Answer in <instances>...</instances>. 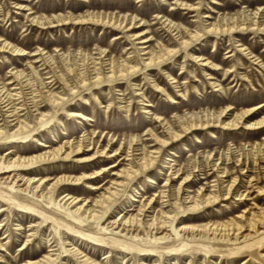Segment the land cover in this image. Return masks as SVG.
<instances>
[{
	"label": "rangeland",
	"instance_id": "374dc122",
	"mask_svg": "<svg viewBox=\"0 0 264 264\" xmlns=\"http://www.w3.org/2000/svg\"><path fill=\"white\" fill-rule=\"evenodd\" d=\"M17 3H20L22 8H18ZM180 3L196 5L199 9H184ZM0 6L1 38L25 49L27 53L19 56L11 51L0 52V82L8 83L16 70H22L36 84L38 76L46 83L53 79L48 87H52L59 94L69 95L70 87L78 86V83L73 75L67 73L66 64L71 66L74 64L73 67L83 69L87 63L92 65L93 60L98 61V58L104 55L105 59H114L120 64L126 62L129 65H137V74L133 79L107 82L102 87L90 86L81 89V93H74L70 104H86L83 112L91 119L83 121L62 116L61 120H57L58 117L51 128L47 126L42 128V135L37 136L38 140H46L48 144L55 146L68 139L78 141L87 135L104 145L114 139L117 143L112 152L119 148L120 144L124 145L123 150L108 162H119L130 157L126 155L129 145L127 142L134 135L138 136L140 144L144 143L142 147L151 152L157 151L155 148L159 150V145L152 138L150 130L161 139L169 137V134H165L168 125L175 131L182 132L180 139L163 147L152 173L148 174L150 177L142 173L132 183L117 203L119 208L116 214L114 213V218L121 217L119 214L126 211L135 213L139 202L129 207L132 204L131 193L137 194L139 199L143 193L153 196L156 191L163 188L167 178H171L169 185L173 191L187 174L193 172L187 184L193 190V194H197L203 186L207 187L208 191L212 190L214 187L211 185L215 184L213 180L217 175L213 163L219 162L220 170L225 167L227 169L228 177H224L226 183L238 178V190L228 199L222 198L219 203L202 210L182 211L181 214H178L177 206L173 205L174 210H171L170 204L168 206L167 203H161L162 199H159L155 204L156 209L164 206L172 215H179L176 226H203L231 220H236L244 226L241 231L236 232V236L239 237L237 244L233 243L235 235L232 233L230 235L232 240L224 243L219 241L222 233L216 235L218 242H215L214 235L204 231L181 232L180 236L192 241L186 250L180 249L181 239L168 227L167 232L172 235L169 241L161 243L164 247L161 253L152 252L149 246H146L150 242L145 241L146 235L142 232L140 238L143 240L140 244L148 251L131 253L129 250L110 245L109 241L114 238L112 233H105L103 230L98 233L99 230L95 229L94 236L105 240L99 241L81 233L80 227L74 226L62 212H48L51 205L42 199L32 198L29 192H22L20 194L22 196H17L15 185L5 180L0 170V206L7 204L10 209L15 208L0 218L1 220L7 217L10 220L12 236L7 243L8 238L1 239L9 234V231L5 232L7 227L0 231V239L5 244L4 250L1 251L2 255L15 256L20 252L19 247L23 238L14 224L22 220L23 229H28L29 224L38 219L37 223H41L43 229L38 230L36 240L27 249L35 253L36 258L42 257L51 249L45 241V236L49 234L50 238H54L53 240H57L58 243L61 240L69 244L74 243L81 251L101 264H126L129 261L130 264H152V260H159L160 264H188L189 261L191 264H264V223L260 222L263 220L260 212H264V127L247 129L246 125H243L234 130L214 127L207 131L183 132L187 124L186 118L194 114L203 115L211 112L219 114L229 108L223 117L224 121H228L244 110L262 104L263 107L247 120L252 122L264 117V33L257 30L233 32L234 41L243 44L247 48L246 51L254 56L251 58L250 55L244 54V51L243 53L235 51L236 44H232L230 36L220 38L208 35L203 22L207 19L208 23H220L230 19L231 23L233 20L231 18L237 15L243 18L244 13L258 12L260 7H264V0H0ZM70 13L76 16L87 13L121 18L127 16L125 24L128 25L131 19L136 17V23L129 31H125L127 27L122 30L92 23L43 28L32 25L30 21L35 16L42 20L48 16L54 20V17L69 16ZM165 18H169L182 30L185 39H189L188 34L184 32L185 29L192 32L200 31L202 35L200 40L193 44L197 51L193 47L187 49L179 45L177 35L163 24ZM242 21L246 22L244 18ZM133 34H138L136 36L140 39H134ZM117 35L120 38L115 39ZM147 38L149 39L147 43H139V40ZM142 47L146 49L145 51L156 53L162 49L176 51L180 49V52L171 56L166 65L152 69L146 68L142 63L141 58L147 57L141 55L144 51L139 52ZM34 52L41 53L32 55ZM190 52L200 54L204 59L202 61L209 60L211 65L203 66L202 61L193 60ZM48 54L50 56L47 59ZM55 69L67 74V84L56 76L49 78ZM209 77L211 79H208ZM213 82L216 86L212 85ZM156 86L164 91L157 92ZM110 103L111 108H107ZM144 109H149L150 113H145ZM58 110V116L65 112L64 108ZM37 141L30 137L27 143L16 144L19 151L15 153L28 154L23 153L25 146L32 147L30 153L39 152ZM1 148V155H5L8 150L16 149L9 143L2 145ZM260 150L263 151L259 153ZM123 161L126 165L127 161ZM85 164L90 163L81 164L70 160L65 164L46 165L40 176L50 173V176L54 177L59 174L56 171L63 166L80 167ZM123 165L119 166L118 170L123 168ZM70 172L77 174L80 171ZM107 175V179L112 178L111 175ZM106 178L102 176L99 183L104 182ZM69 187L83 199H92L98 194H93L85 183L71 184ZM185 193L186 191L181 193L182 200L178 201L183 207L186 206L183 203ZM240 194H245V198L242 199L243 196ZM243 214L245 217L239 219ZM254 216L259 219L256 228L250 227L247 220H244L246 217L253 219ZM257 230L260 234H257ZM40 234L45 235L42 237ZM245 234H250V237H243ZM160 235L162 234L157 233V237ZM57 247L61 249L60 245ZM236 247L244 249L240 250V253L230 255L229 252H237ZM55 252L58 255L60 250ZM125 255L123 261L121 256ZM61 258L52 264H78L74 256L62 255ZM20 260L23 259L11 264H20Z\"/></svg>",
	"mask_w": 264,
	"mask_h": 264
},
{
	"label": "bare ground",
	"instance_id": "6f19581e",
	"mask_svg": "<svg viewBox=\"0 0 264 264\" xmlns=\"http://www.w3.org/2000/svg\"><path fill=\"white\" fill-rule=\"evenodd\" d=\"M19 4L20 3L16 4L17 7L22 8V5ZM180 4L184 9H199L196 5L185 3ZM164 17L165 16H161V18ZM243 18L246 20V22L242 21ZM243 18L241 16L238 17L237 15L236 17L231 18L233 19L231 23L229 22L230 19L220 23H208V20L205 19L203 21L204 29L205 32L211 36H217L220 38L222 36H230V39L233 40L232 44H236L234 45L235 51L240 53H243L242 51H244V54L250 55L252 58L254 56H252V53L246 51L247 48L243 44L234 41L235 39L233 32L238 30H257L264 33V7H260L258 12L244 13ZM127 20V16L121 18L120 16L117 17L96 13H87L85 15L79 14L76 16L73 13H70L69 16L61 15L54 17V20H51L48 16H45L44 20L35 16L31 18L30 21L32 25H39L43 28H53L68 24L79 25L92 23L122 30L127 27L125 31H129L136 23V17L131 19L129 25L125 24ZM163 24H165V27H168L170 31L177 35V38L179 39V45L182 48H192L193 44L196 41H199L202 36L200 35V31L192 32L189 30L185 31V29V34L187 33L189 36V39H185L184 35L182 34V30L179 29L169 18L163 19ZM136 35L138 34L132 35L135 37L134 39H140ZM118 38H120V36L117 35L115 39ZM148 41L149 39L147 38L145 40H139V43L145 44ZM193 49L196 50L194 47ZM145 50L146 49L144 47L139 50V52L144 51V53L141 55H147V57L141 58L142 63L146 68L152 69L156 67L161 68L162 66L166 65L171 56H175L178 51L180 52V49L177 51L175 49H162L159 50L158 53ZM6 51H11L15 55L19 56H24L27 54L25 49L11 44V42L5 41V39L3 40L0 36V52ZM40 53L41 52H34L32 55H37ZM189 55L195 61L204 60L202 57H200V54L195 55V53L190 52ZM232 55L233 54H231V56ZM49 56L50 55L48 54L46 58L48 59ZM104 57L105 56L103 55L102 57L98 58V61L93 60L92 65L86 62L87 66H84L85 68L83 69H79L76 66L73 67L74 64L72 66L70 64H66L68 69L67 73L73 75L77 80L76 82L78 83V86L74 85L70 87L69 90L71 94L69 93V95L59 94L57 91H54L55 89H52V87H48V84L52 83L53 79H51L49 83H46L40 76H38L37 79L40 83L38 84L37 82L36 84L35 81L32 80L28 74L22 70H16L13 74L14 77L8 83H5L4 81L0 82V151L2 149L1 146L4 144L7 145L8 143L11 145V147L17 149L8 150L5 155H1L0 152V170L2 176H4L3 178L8 182H12L13 186L15 185V188L17 189V196H22L20 195L22 192H29L31 193L32 198L38 197L42 199L45 203L51 205L52 209L48 208V212H62L63 215H66L69 221L74 224V226L80 227L79 229L81 230V233L89 237H93L94 239H98L99 241L105 240L98 236H94L96 234L95 229L99 230V232L97 231L98 233H101L102 230L105 233H112L114 238H111L109 241L110 245H115L125 250H129L131 253L134 251L140 252L146 250L140 244L142 243L141 240H143L140 238V234L142 232L146 235L145 241L150 242L146 246H149V249L152 252L157 251L161 253V251L164 249V247L161 246V243H166L169 241L170 236L172 235L168 234V227L173 230L177 238L181 239L180 249L183 250L188 249L187 247L192 242L191 240H186L180 236L181 232L186 233L187 231L194 233L200 230L207 234H213L215 237H213L215 242H218V236L216 235L222 233V235L219 234L221 235L219 241H223L224 243L232 240L230 237L232 233L235 235L233 238V243H239V237L236 236V232L241 231L244 226L238 223L236 220H231L226 223H212L210 225L203 226H176L175 223L179 215H172L171 212L165 210L164 206L159 209H156L155 206L156 202L159 199H162L161 203H167L168 206L170 204L171 210H174L173 205H175V207L177 206L179 211L178 214H181L182 211L196 212L202 210L208 206L216 204L217 202L219 203L222 198L224 200L228 199L234 192L236 193L238 190V178H234L232 181L226 183L224 177H228V172L226 167L223 170H220L221 167L219 162L213 163L217 175L213 180L215 184L211 185L214 187L212 190L208 191V188H204L203 186L200 188V191L197 192V194H193V190L190 189L191 187L187 186L191 179V175H193V172L187 174L185 178L181 180L179 186H177V188L173 191H171L169 185L171 178H167L163 184V188L159 191H156L153 196H147V193H143L141 194V199H139L137 194L131 193L130 201L132 204L129 205V207L135 206L134 203L139 202L135 209V213L126 211L125 213L119 214L121 217L114 218V213L116 214L117 208H119L117 203L129 190L132 183L136 181L139 175L142 173L150 177L148 174L152 173L153 167L156 164L163 147L174 141H177L182 137V132L179 133L175 131L171 125L166 127L167 132L165 134H169L168 138L161 139L159 136H156L152 130H150L152 138L155 139L157 142L156 144L159 145V150L158 148H155L157 151H147L144 147H142L144 143L140 144V139H138L137 135H134L133 138L127 142L129 145L128 153L126 155L130 157L123 159L127 161L126 165L123 163L125 162L123 160L119 162H108L110 158L116 157L120 152L122 153L123 150L124 145L120 144L119 148H116L112 152V149L117 143L114 139H111V141L109 140V142L104 145L100 144V142H96V140L87 135L78 141H75L74 139H68L55 146L48 144L46 140L37 139L38 135H42V128L45 126L51 128V125L58 117L59 119L57 120H61L63 117L70 119H81L83 121L91 119L86 113L83 112V110L86 109V104H70L74 93H81V89H87L90 86L101 85L100 87H102V85L107 82L114 83L123 79L130 80L133 79V77L137 74L136 64L129 65L126 62L120 64L114 59L107 60ZM202 62L203 66L208 67L211 65L209 60ZM33 70H35V68H33ZM53 71H55L54 74L51 76L49 75V78L56 76L60 79V81L62 80L66 84L68 83L66 73H60V71L56 69ZM232 71L233 70H230V72ZM170 77L171 75H169V78ZM208 79L211 78L209 77ZM172 83H175V81H172ZM212 85L216 86L215 82H213ZM156 87L157 92L164 91L159 86ZM175 87H178V85H175ZM262 107L263 105L261 104L257 107L246 109L228 121H224L223 117L229 108L222 110L219 114H216L215 112L203 115L194 114L189 118H186L185 122H187V124L183 128V132L193 133L207 131L208 129L214 127L234 130L243 125H246L245 127H247V129H258L260 127H264V117L252 122H248L247 118H249L255 113V111L261 109ZM59 108H64L65 110L64 114H61V116H58ZM107 108H111V103ZM144 112L150 113V110L144 109ZM167 124L169 123H166V125ZM30 137L32 140H38V147L40 148L39 152L36 151L34 153H30L32 147L25 146V148H23V153L28 154L23 155L19 154V152L16 154L15 151H19L16 144L27 143ZM262 151L263 150H260L259 153ZM70 160H75L77 163L81 164H90H85L84 166L80 167H73L72 165L63 166L64 168L62 167L56 171L59 172V174L54 177H51L50 173L40 176V174H43L44 166H55L56 163L65 164ZM238 161H240V159H238ZM121 165H123V168L118 170V167ZM70 171L80 172L76 174V172ZM73 173L75 174L73 175ZM107 174L111 175L112 178L107 179ZM102 176H105L106 180L99 183V179ZM149 181H151V179H149ZM80 183L87 184V188L93 194L98 193L96 197L92 199H83L81 196L76 195L73 192V189L69 187L71 184ZM185 187H187L186 190ZM184 191H186V196L183 199V203L186 206L183 207L178 201L182 200L180 195ZM244 195L245 194H240V196H243L241 197L242 199L245 198ZM33 202L37 201L33 200ZM14 210L15 208L10 209L7 204L0 206V218L3 215L9 214L8 211ZM112 210L114 211L112 212ZM260 214L263 219L260 222L264 223V212L261 211ZM243 217H245L244 214L239 219H243ZM254 218L252 219L246 217L244 220H247V224L250 227L256 228L259 219H256L255 216ZM23 219H25V217H23ZM37 222L38 219L32 221L29 224L30 228L28 229H23L22 220H19L17 224H14L17 226L16 230L20 232L21 238H23V240L21 241L19 247L20 252L18 255L6 257L1 253L5 246L1 239L3 240L8 238L9 240L7 243L10 242L12 238L10 232L11 222L7 217H4L0 220V231H2L5 227H7L5 232L9 231L7 236L0 239V264H11L12 262L18 261L19 259H23L19 261L20 264H52L57 259L61 260L62 255L74 256L75 262L78 264H101L100 262H96V260L87 253H84V251H81V249L74 245V243L69 244L65 240H61L60 243H58L57 240H53L54 238H50L49 234L45 236V241L47 245L51 247V249L40 258L34 257L35 253H32L27 249L33 243V241L36 240L38 236V230L43 229L42 224ZM122 231L123 233H121ZM157 233H161L162 235L157 237ZM258 233L259 232L257 230V234ZM41 235L43 237L45 234H40V236ZM151 236L153 237L151 238ZM243 237H250V234H245ZM58 245H60L61 249H58ZM175 249L176 248H172V250ZM236 249L237 252H229V254L231 255L232 253H240V250L244 248L236 247ZM57 250H60L58 255L55 254V251ZM232 251H234V249H232ZM121 258L124 261L126 255L121 256ZM158 261L159 260H152L151 263L160 264ZM126 264H130V261ZM188 264H191V261H189Z\"/></svg>",
	"mask_w": 264,
	"mask_h": 264
}]
</instances>
